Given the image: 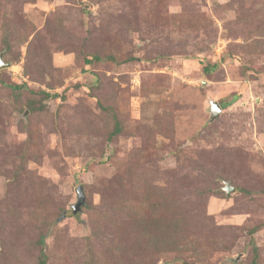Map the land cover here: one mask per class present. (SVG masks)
<instances>
[{"label":"rangeland","instance_id":"obj_1","mask_svg":"<svg viewBox=\"0 0 264 264\" xmlns=\"http://www.w3.org/2000/svg\"><path fill=\"white\" fill-rule=\"evenodd\" d=\"M1 54L0 264H264V0H0Z\"/></svg>","mask_w":264,"mask_h":264},{"label":"trees","instance_id":"obj_2","mask_svg":"<svg viewBox=\"0 0 264 264\" xmlns=\"http://www.w3.org/2000/svg\"><path fill=\"white\" fill-rule=\"evenodd\" d=\"M100 60V57L99 56H94L92 57L91 59H87L86 60V64L87 66H90L91 64L95 63L96 61H99ZM211 70V68H205V72H209ZM1 83L5 84V82L3 80H1ZM17 90H27L29 93H32V94H37V95H40L42 96V99L43 100H50L52 98L56 99V98H59L60 95L59 94H51L50 92H47V91H44V90H34L33 88H31V86H29L28 84L26 83H22V84H14L13 86H11ZM241 97V94H238L237 96H235L233 98V100L231 101H228V102H222L221 103V106L223 109L229 107L230 105H232L234 102H236L239 98ZM40 107L43 109L45 107V105H40ZM121 131V128H120V124L119 122H116L115 124V129L114 131L111 133V137L117 135L118 133H120ZM256 229L254 228L252 230V232H255ZM39 264H46V258L44 256L43 259L40 260Z\"/></svg>","mask_w":264,"mask_h":264},{"label":"water","instance_id":"obj_3","mask_svg":"<svg viewBox=\"0 0 264 264\" xmlns=\"http://www.w3.org/2000/svg\"><path fill=\"white\" fill-rule=\"evenodd\" d=\"M9 66L10 65L4 61L3 55L1 54L0 55V70L5 69ZM222 111H223V108L218 101L210 102V113L212 114V120H215L217 117H219ZM224 190L226 191L227 194H231L232 192H235V188L230 186L229 183L226 184V186L224 187ZM77 193H78V199H77L76 204L72 208V211L75 214L81 210V207L84 205L86 201V197L84 195V190L82 186L78 187ZM63 217H65V215Z\"/></svg>","mask_w":264,"mask_h":264}]
</instances>
